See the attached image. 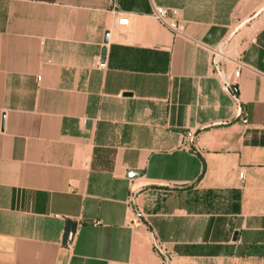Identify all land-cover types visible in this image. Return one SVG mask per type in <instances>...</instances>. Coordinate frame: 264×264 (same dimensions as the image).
I'll return each instance as SVG.
<instances>
[{
  "label": "crops",
  "instance_id": "crops-1",
  "mask_svg": "<svg viewBox=\"0 0 264 264\" xmlns=\"http://www.w3.org/2000/svg\"><path fill=\"white\" fill-rule=\"evenodd\" d=\"M155 244L264 264V0H0V264H165Z\"/></svg>",
  "mask_w": 264,
  "mask_h": 264
},
{
  "label": "built area",
  "instance_id": "built-area-1",
  "mask_svg": "<svg viewBox=\"0 0 264 264\" xmlns=\"http://www.w3.org/2000/svg\"><path fill=\"white\" fill-rule=\"evenodd\" d=\"M153 17L162 26L167 28L174 35V37L185 36V25H184V22L180 18L179 10L174 9V8L164 7V6H158L155 8ZM119 24L127 25L129 24V20L127 18H123L119 21ZM223 56H224L223 52H218V55H216L214 59L215 70L218 74L221 75V77H222L223 71L221 70L219 65H220V58H222ZM96 65L98 68L103 69V70L106 69L107 67V63L105 60L97 61ZM239 75H240L239 70L234 73L235 78L239 77ZM222 78H223V84H224L225 89L235 97L236 95H235L234 87L236 83L234 81H231L225 78L224 76ZM241 121L243 124L248 123L247 117L245 116L244 113H242V111H241ZM187 138H189V140H192L194 138V134L188 133ZM241 177L243 178L244 174H241ZM138 216L141 217L142 216L141 213H138ZM155 248L157 249V251L163 254L164 259H165V264H172V259L170 258L168 252H165L163 250V247H161V245L155 244Z\"/></svg>",
  "mask_w": 264,
  "mask_h": 264
},
{
  "label": "water",
  "instance_id": "water-1",
  "mask_svg": "<svg viewBox=\"0 0 264 264\" xmlns=\"http://www.w3.org/2000/svg\"><path fill=\"white\" fill-rule=\"evenodd\" d=\"M76 227V224L73 222H68L67 224V229H66V235H65V241L67 242L68 238H69V234L71 231H74Z\"/></svg>",
  "mask_w": 264,
  "mask_h": 264
}]
</instances>
